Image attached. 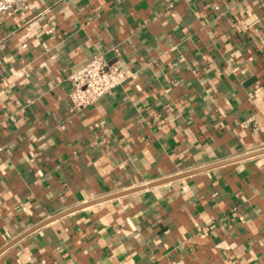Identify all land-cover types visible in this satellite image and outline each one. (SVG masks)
I'll return each instance as SVG.
<instances>
[{
    "label": "crops",
    "instance_id": "1",
    "mask_svg": "<svg viewBox=\"0 0 264 264\" xmlns=\"http://www.w3.org/2000/svg\"><path fill=\"white\" fill-rule=\"evenodd\" d=\"M12 5L0 250L72 207L264 149V0ZM96 54L132 75L75 109L68 77ZM0 264H264V153L69 213Z\"/></svg>",
    "mask_w": 264,
    "mask_h": 264
},
{
    "label": "built area",
    "instance_id": "2",
    "mask_svg": "<svg viewBox=\"0 0 264 264\" xmlns=\"http://www.w3.org/2000/svg\"><path fill=\"white\" fill-rule=\"evenodd\" d=\"M12 1L3 0L0 4L2 15L11 16L15 13ZM131 75L132 71L127 66L110 63L101 54H96L86 65L69 75L71 90L68 99L75 109L88 107L123 84Z\"/></svg>",
    "mask_w": 264,
    "mask_h": 264
},
{
    "label": "water",
    "instance_id": "3",
    "mask_svg": "<svg viewBox=\"0 0 264 264\" xmlns=\"http://www.w3.org/2000/svg\"><path fill=\"white\" fill-rule=\"evenodd\" d=\"M263 153H264V149H260V150H257V151H254V152H250V153H246V154H243V155L231 158V159H227V160H224V161H221V162H218V163L210 164V165H208L206 167H203V168H199V169H195V170H192V171L183 172V173H180V174L172 176V177H167V178L160 179V180H157V181H154V182H151V183H147L145 185H141V186H138V187L127 189V190H124V191H120V192H117V193H114V194H111V195H107V196L101 197L99 199L90 201L88 203H84V204L72 207V208L67 209L65 211H62L60 213H57L56 215H53L52 217H49L48 219H46V220L42 221L41 223L35 225L29 231L23 233L17 239H15L14 241H11L10 243H8L5 247H3L0 250V253L3 250H5L6 248H8L10 245H12L14 242H16L19 239L25 237L29 233H31V232H33V231L45 226L46 224H48V223H50V222H52L54 220H57V219L65 216V215H67L69 213L78 211L80 209H83L85 207H88V206H91V205H94V204H98V203H101V202H105V201L113 200V199H116V198H119V197H123V196H126V195H130L132 193H136V192H139V191H142V190H145V189H149L151 187H155V186L164 184L166 182H169V181H172V180H175V179L186 177L188 175L195 174V173H198V172H201V171L213 169V168H216V167L224 165V164H229V163H232V162H235V161L247 159V158H250V157H253V156H256V155H259V154H263Z\"/></svg>",
    "mask_w": 264,
    "mask_h": 264
}]
</instances>
